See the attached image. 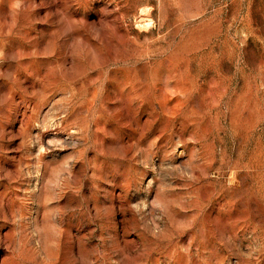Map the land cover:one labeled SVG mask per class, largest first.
Instances as JSON below:
<instances>
[{"label":"rangeland","instance_id":"1","mask_svg":"<svg viewBox=\"0 0 264 264\" xmlns=\"http://www.w3.org/2000/svg\"><path fill=\"white\" fill-rule=\"evenodd\" d=\"M0 264H264V0H0Z\"/></svg>","mask_w":264,"mask_h":264}]
</instances>
